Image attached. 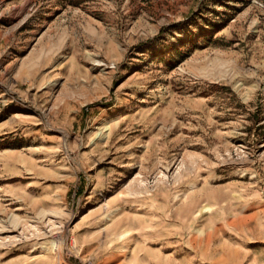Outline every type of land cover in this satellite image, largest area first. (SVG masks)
<instances>
[{
	"label": "rangeland",
	"instance_id": "obj_1",
	"mask_svg": "<svg viewBox=\"0 0 264 264\" xmlns=\"http://www.w3.org/2000/svg\"><path fill=\"white\" fill-rule=\"evenodd\" d=\"M0 264H264V0H0Z\"/></svg>",
	"mask_w": 264,
	"mask_h": 264
},
{
	"label": "trees",
	"instance_id": "obj_2",
	"mask_svg": "<svg viewBox=\"0 0 264 264\" xmlns=\"http://www.w3.org/2000/svg\"><path fill=\"white\" fill-rule=\"evenodd\" d=\"M195 44H193V46H194Z\"/></svg>",
	"mask_w": 264,
	"mask_h": 264
}]
</instances>
